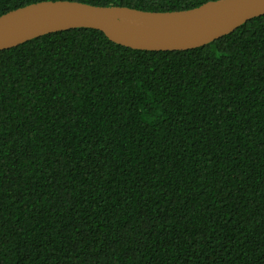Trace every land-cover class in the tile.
<instances>
[{
  "label": "trees",
  "instance_id": "obj_1",
  "mask_svg": "<svg viewBox=\"0 0 264 264\" xmlns=\"http://www.w3.org/2000/svg\"><path fill=\"white\" fill-rule=\"evenodd\" d=\"M0 264H264V14L189 49L93 27L1 49Z\"/></svg>",
  "mask_w": 264,
  "mask_h": 264
},
{
  "label": "water",
  "instance_id": "obj_2",
  "mask_svg": "<svg viewBox=\"0 0 264 264\" xmlns=\"http://www.w3.org/2000/svg\"><path fill=\"white\" fill-rule=\"evenodd\" d=\"M263 14L264 0H208L192 8L161 11L77 0H41L0 15V50L74 27L100 29L111 40L137 49H189Z\"/></svg>",
  "mask_w": 264,
  "mask_h": 264
}]
</instances>
